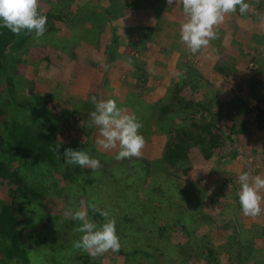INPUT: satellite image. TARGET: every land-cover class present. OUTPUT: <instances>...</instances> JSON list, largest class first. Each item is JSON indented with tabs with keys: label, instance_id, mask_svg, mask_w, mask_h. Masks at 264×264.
Listing matches in <instances>:
<instances>
[{
	"label": "trees",
	"instance_id": "trees-1",
	"mask_svg": "<svg viewBox=\"0 0 264 264\" xmlns=\"http://www.w3.org/2000/svg\"><path fill=\"white\" fill-rule=\"evenodd\" d=\"M91 3L92 7L94 3L106 4L103 10L104 14L102 15H105L107 18L116 16L115 19L124 16L125 13H127L125 8L128 6L132 7L129 11L131 12L134 11L133 9L135 6L143 8L144 5L143 0L130 4L125 0H92ZM157 9L158 8H156V10ZM91 10L93 11V8ZM160 19L161 21H159L158 28L161 27V30L165 28L167 30V35H169L168 33L170 32L168 31L174 30V28L171 29V26L165 23L163 18ZM47 29H51V27L46 26V31ZM135 32L136 30L130 28V33L135 34ZM32 34H34V32L27 33V30H22L19 35H15L11 33L9 29L0 27V62L3 57L6 56V53L10 55V48L14 47V49L19 52ZM145 35L148 36L149 32ZM154 39L157 44L166 50L167 47L161 44L159 38L157 39L155 36ZM114 42L115 44L122 42L117 46L124 45L122 48H124L126 52H130L131 47L125 44L124 39H119L118 41L116 38ZM116 48H107V62L110 63L114 60L113 55ZM206 48L208 51L215 53L218 58L212 66V70L207 71V73H211V76L215 78L212 82H217L218 85L213 86V83L211 85L209 77L206 76L207 73L205 74L201 70L198 71L193 68L192 65L189 64L191 61L189 57L185 64L187 67H190V69L185 68L183 70L186 65L182 66L177 63L180 68L175 67L176 73L174 76H171L166 86H162L159 89L161 92H153L152 95L149 96L151 99H142V101H140L151 114L147 118H140V120H142V128L138 131L151 135L157 133L164 134L165 141L162 145V149L153 154L155 156H152L151 159L148 160L145 159V154L147 152L145 146L142 150L143 157H132L126 160H116L113 158L114 149H104L98 156V160L102 165L99 169L108 168L109 165L114 166L121 164L122 166H126L127 163L139 159L143 162L140 170L146 174H151L153 165L154 171L152 172L159 175L161 180L171 182L173 185L175 184L173 191L169 194L172 199L171 205L175 206L179 213H182L181 211H183V209L185 211L191 209V206H193L194 209L198 207V210L193 213L196 217L195 220L211 226L213 224L215 236L213 234L210 236L202 234L204 238L198 239L196 243L199 244L195 248H192L188 244V241L197 237L198 234L192 230H187L188 228L186 225L177 223L178 219L173 216L172 212L170 214L169 211L164 210L165 207L160 204L159 200L148 207L145 205V200L140 198L138 207L130 208L134 206L132 202L128 203L130 196L129 198L128 196L126 197V200L127 198L128 200L127 204H125L126 200L123 199L125 202L122 200L123 197L125 198V195L119 198L118 194L115 192H119V187L115 186L113 188L114 192H112V195H116L114 198L116 201L115 207L119 209L124 205L123 209L126 210L122 219L126 220L131 228H133L132 221L134 222L143 216L146 220H149V222L155 221L157 223L156 230H159V234L165 236L169 243L175 244L177 252H180L182 257L180 259L175 258L176 260L173 259L174 262L171 261L172 264H186L187 261L191 264H221L219 262V255L223 252L226 254L225 264H249L254 261L256 264H264V220L261 224H256V228L247 227V236H240L237 234L239 231L237 232V229H234L237 225L233 228L234 232H232V234H225V224L220 223L221 221H226L225 223L231 221L229 220L231 214L227 209L233 206V202H235V207H240L238 198V192L240 190V184L238 182L239 175L237 176L236 173L232 172L233 166L242 163L240 173L249 172V170L245 168V170H242V168L247 166L246 161H248L249 158H255L257 156L254 150L256 141L261 140L264 142V82L261 83L264 72L259 73L260 78L248 79L246 83L247 87L243 88L241 85L235 87L236 91L241 92L240 97L231 96L228 99H218L217 95L221 93L222 90L230 88L227 79L233 75L234 70L229 66L230 62L227 61L230 57L223 59L225 54L218 44L212 45L209 43ZM231 48L232 45L230 46V49ZM201 51L202 49L197 52L198 55H200ZM198 55H194L192 59L197 58ZM14 57L16 61L13 65H15L16 62L21 63L17 54L8 56L9 59ZM256 59L257 58L253 56L251 61H255ZM6 70L5 78L2 76L1 72L0 77L5 80L3 86L9 90L17 79L20 80V77L15 71L12 72V67L9 68L8 65H6ZM136 70L137 72L139 71L137 68ZM147 77V73L143 70H140L137 74L136 80L139 83V96L149 92L148 88L145 86ZM105 81L110 86L106 93H108L109 99H112L111 80L106 79ZM203 81L206 84H210V88H206L207 92H201L199 90L202 88ZM28 87L30 88L31 86ZM246 88L249 90L248 93L244 90ZM258 89L259 91L261 90L262 93L258 92ZM147 96L148 95H144L143 97ZM33 101L34 102L22 101L18 104H13L11 102L13 106L8 103L6 107L8 109H5V112L0 108V152L10 157L8 162L0 159V185L7 188V194L11 203L10 206H7L0 202V264H44L42 261L38 260L37 263H31L32 261L30 260L29 253L31 254L34 249L24 244L22 232L20 228H18L21 224L20 219L14 213L21 210L22 205L20 202H17L18 198H23V203L26 205L30 204L33 200L38 201L42 198L38 190L39 188L34 185H28L26 183L27 179L23 178L19 169L24 167L27 168V166L29 168L31 164L35 165L36 162H45V164L55 166L58 162H62V160L65 161L64 150L61 144L64 139L62 130L68 131L70 122L72 121L73 115L71 113L73 110L66 109L68 119L60 123L54 121V119L49 116L40 118V116L44 114L45 108L44 106L40 107L39 100L36 101L34 99ZM44 104H46V102ZM14 106L21 111L22 108L28 109V117H22V112L20 111L14 113L12 111V108H15ZM121 106L122 105L119 103V108H121ZM2 107L4 108V105ZM128 107L129 106H123L121 109L124 110ZM249 116H251V118L246 119V117ZM62 125H64L66 129L63 128ZM143 125H145V127H143ZM252 128L255 133L253 134V140L250 141L249 137L252 134ZM69 147L73 150H77L79 144H70ZM262 154L264 156V150ZM108 155L111 156V160L104 162V156ZM32 160L34 161L32 162ZM125 161L127 163H123ZM198 164L205 168V170H201V167L197 168L196 166ZM262 167L264 169V159L262 161ZM91 171V168L85 169L79 165H73L71 167L65 166L61 178L65 181H74L83 174L85 176L89 175ZM227 173L230 174L229 179L225 177ZM249 173L252 176L261 174L258 170ZM107 175L110 177L109 174ZM220 176L224 177L223 180H220L219 183H215L213 180L214 177ZM154 177L155 176L152 178ZM86 182L92 184L89 189L91 192L87 194L88 196L91 195L89 199L91 200V197L97 198L99 195H97V197L94 195L96 190H98L96 182L90 178H87ZM203 185L210 187L211 191H207L208 188ZM201 187H204L205 190ZM191 194H193L195 199L194 204L186 202V198ZM79 197L83 198L84 196L80 194ZM57 198L61 199L59 200L60 203L58 202L59 204H56L58 207L65 201V198L61 196ZM93 201L94 199H92V202ZM105 202H107L106 206H112L113 202L109 197ZM185 205L187 208L184 207ZM12 206L17 207L14 208ZM68 206L73 212L77 207L76 203L73 201L69 202ZM221 208L227 210V212H225L227 215L225 213V215L221 214ZM262 208L264 210V204ZM15 209L16 211H14ZM83 210L87 211L88 219L91 221L93 219H98V225L100 226V224H103L102 221L104 218L99 215V212L93 211L89 207H84ZM158 210H160V214L164 213L161 217L157 216L156 212ZM113 218H115V220L117 219L115 216ZM167 218L172 223L169 224ZM74 222H76V220H73L70 214L67 226L70 228L73 226ZM117 223L119 225L116 224V229L121 233L120 236H124L126 232L129 233V229L125 230L127 225H122L121 227L120 223ZM69 228L66 229L68 237L72 236V233H69ZM67 239L68 238H66L65 241H67ZM137 239L138 241L135 243H137L138 246H134L126 252H123L121 249L117 252L120 257H122V260H127L128 262L136 258V264H158L147 258L149 255L148 250L142 249L143 244L146 247H152L148 246L147 240L149 237L140 236ZM55 245L56 248H62L64 243L59 242ZM80 257L81 256H78V258ZM100 257L101 261L92 262L90 264H109V262L106 261L109 259V256L102 254ZM167 257L168 260L170 257L168 255ZM84 259L87 260L88 256H85ZM54 264H60V262L57 261Z\"/></svg>",
	"mask_w": 264,
	"mask_h": 264
},
{
	"label": "rangeland",
	"instance_id": "rangeland-1",
	"mask_svg": "<svg viewBox=\"0 0 264 264\" xmlns=\"http://www.w3.org/2000/svg\"><path fill=\"white\" fill-rule=\"evenodd\" d=\"M136 1L138 0H128L130 3ZM245 1L249 5H252L249 3L251 0ZM91 2L92 0H39V11L47 17L46 26L51 27V29H47L44 35L38 40L35 38V33L32 34L19 52L16 51L14 47L9 49L10 55L17 54L21 63L16 62V64L13 65L16 58L9 59L8 56L10 55L7 53L1 60L0 72L2 76L5 78L7 71L6 65H8L9 68L12 67V72H16L20 80L17 79L15 84L8 90V88L3 86L5 80L0 77V108L5 112V109H8L6 108L8 103L13 106L11 102L13 104H18L22 101L34 102L33 100L35 99L36 101H40V107L44 106L45 108V112L40 118L49 116L54 119V121L60 123L68 119V115L66 114L67 110H73L71 113L73 115L72 121L70 122L68 131L62 130V136L64 137L61 143L62 149L65 151V149L70 148V144H79L77 150H82L90 157L98 159L100 152L104 151V149L96 143L98 138H102L99 135V128L97 126L89 127L90 113L95 110L94 105L90 102V98L95 96L97 101L109 99L106 92L110 86L105 81L106 76L108 77L110 75L111 79L114 81L113 84L111 83V96L113 97L112 99L117 102L118 107L119 103L122 105L121 108L123 106H129L124 110H126L128 114L134 113L141 124L142 120H140V118H147L151 113L150 111L146 112L147 109H145L143 105L140 106V99H137L138 96H135L136 94L134 95V93H136L135 89L139 88V83L136 80L132 81L134 79L133 69H130L128 64L121 66V70L123 71H121V73L119 71V74L130 81V84H126L122 87L120 84L122 76L118 80L113 79L114 76L112 74H114L115 71L110 72L109 70L110 68L113 70L115 68L109 66L108 62L105 60V58L107 59V50L114 49L118 47L117 45L122 43L115 44L114 40L116 38L118 41L119 39H124L125 44L131 47V51L137 46L139 47L138 41L135 39L136 35L134 36V34L131 35L130 33V28H133L135 23L132 19H126L125 16H121L117 19H115L116 16L107 18L105 15H102L104 14L103 10L106 4L94 3L92 7ZM92 8L93 11L91 10ZM131 8L132 7L128 6L125 8V11L129 12ZM137 9H139V7L135 6L133 13H136ZM254 9H258L257 12H260L259 15L264 17V3L261 7L255 6L254 4L250 6V10ZM128 16L131 17L130 15ZM124 18L125 20H123ZM246 28L247 30L243 29L241 25L238 26L237 33L231 38L233 48L230 50L231 56L229 59V66L232 67L234 73L229 79L226 78L228 80L227 83L230 85V88L224 91V98L227 99L231 96L240 97L241 92L236 91L235 87L239 85L243 88L247 87L246 83L248 79L260 78L259 73L264 72V47L262 49L260 48V37L264 36V20L258 25H252ZM217 29H219L218 31L220 33L224 30V27L219 26ZM248 31L251 37H249V35L248 38H245L246 32L248 33ZM228 40L227 38L224 44H226ZM215 41H217V39H215ZM216 44L223 49L222 44ZM121 46L123 47L124 45ZM184 47L187 46L184 45ZM124 56L123 53H120L119 57L121 58H118L117 54L116 59L121 62ZM133 56L134 58H140L141 54L134 52ZM253 56L257 58L255 61H251ZM181 57L182 54H179L177 63H182L181 65L184 66L188 59ZM185 67L190 69L187 65ZM148 68L149 65L147 69ZM148 72H150V74L152 73L150 70H148ZM28 81H33L34 83L32 90L27 86ZM263 82L264 76L262 77L261 83ZM161 83V78L153 76L148 86L153 89ZM117 84L119 91L114 87L117 86ZM244 90H246L247 93L249 92L247 88ZM159 92L161 91L159 90ZM258 92L262 93L259 89ZM220 95V93L217 95L218 98ZM45 102L46 104H44ZM143 109H145V111H143ZM12 111L14 113L19 111L22 112L21 116L24 118H27L29 115L28 109L22 108L21 111L15 107L12 108ZM250 118L251 116L246 117V119ZM62 127L65 128L64 125H62ZM143 127H145V125H143ZM251 131L252 134L249 137L250 141L253 140V134L255 133L253 128ZM139 133L145 138V147L147 149L145 159H151L152 156H155L153 154L162 149L165 135L160 133L151 135L143 132L141 133L140 131ZM254 150L257 156L255 158H249V160L246 161L247 166H244L242 170L246 169L249 170V172L258 170L261 173L259 176L264 178V169L262 167V161L264 159L262 154L264 142L261 140L256 141ZM118 151L119 148L114 149L113 158H115ZM110 158L111 156L109 155L104 156V162L111 160ZM0 159L8 162L10 157L0 152ZM126 159L128 158H125V160ZM33 161L34 160H32V162ZM42 163L36 162L35 165L31 164L29 168L27 166L28 169L26 167L19 169L23 178L27 179L26 183L28 185H34L39 188L38 190L42 198L38 201L33 200L28 205L23 203V198H18L17 202H20L22 205L21 210L19 212H14L20 219L21 224L18 228H20L22 232L24 244L34 249L31 254L29 253L30 260L32 261L31 263L42 261L44 264H54L58 261L60 264H90L92 262L101 261L100 255L93 258L87 252L73 247L74 241L78 240L82 233L73 231L75 227L80 225L79 221L74 222L73 226L69 228L67 222L70 215L67 219H64V213L71 209L68 203L72 201L75 202L77 206L75 211L82 210L90 204H96L101 210L107 209L110 212V216H115L118 219V221L117 219L116 221L120 223L121 227L122 225H127L128 228L126 227L125 230L129 229V233L126 232L124 236H120L121 233L116 229L120 239V249L123 252L128 251L134 246H138V244L135 243L138 241V237L146 236L149 237L147 240L148 246H152L149 248L144 244L142 245V249L148 250L149 252L148 259L158 264H172L171 261H173V259H180L182 254L177 252L174 243H169L165 236L159 234V230H156L157 223L155 221L149 222V220H146L142 216L135 220L136 222L132 221L133 228H131L126 220L122 219L126 209H123L124 205L119 209L115 207L116 201L114 198L116 195H112L115 186L119 187V192L115 191L119 198L125 195V198L123 197L122 200H126V197L128 196L129 198L130 196L128 203L132 202L134 205L130 208L138 207L140 198L145 200V205L148 207L159 200L160 204L165 207L164 210L169 211L170 214L172 212L173 216L178 219H176L177 223L186 225L188 228L187 230H192L198 234L197 237L188 241V244L192 248H195L199 244L196 243V241L201 239L203 235H214L213 224L211 226L195 220L196 217L193 213L198 210V207L194 209L193 206L188 205L191 206V209H187V211L183 209V211H181L182 213H179L176 207L171 205L172 199L169 193L173 191L175 184L173 185L171 182L161 180L159 175L152 172L154 171L153 165L151 174H146L141 171L140 167L143 165V162L139 159L131 163H127L126 161L123 162L127 163L126 166H122L121 164L114 166L109 165L108 168L97 169L95 171L92 170L89 175L85 176L83 174L74 181H65L61 178L65 166L71 167L73 165H69L63 160L62 162H58L55 166H50L45 164V162ZM241 166L242 163L234 165L232 172L236 173L238 176L241 171ZM196 167L199 168L201 166L198 164ZM82 168L89 169V167ZM201 170H205V168L201 167ZM106 173L109 174L110 177ZM153 176L155 177L152 178ZM225 177L229 179L230 174L227 173ZM87 178L96 182L98 190H96L94 195H96V197L99 195L97 198L91 197V200L89 199L91 195L88 196L87 194L91 192L89 189L92 184L86 182ZM223 178L222 176L214 177L213 180L215 183H219ZM204 187L208 188L207 191H211L210 187ZM204 187L201 188L205 190ZM80 194L84 196V199L79 197ZM263 194L264 190H261V195L263 196ZM60 196L64 197L65 201L57 207L56 204L61 200L57 197ZM108 197L113 202L112 206H106L107 202H105V200H107ZM92 199H94L93 202ZM127 200L126 202L124 201L125 204H127ZM0 202L7 206L11 204L7 194V188L3 185H0ZM186 202L190 204L195 203L193 194L186 198ZM234 203L235 202L232 203L233 206L227 209L231 214L232 218L229 216V220L231 221L228 223H225L226 221H221L220 223L225 224V234H232V232H234L233 228L237 225V227L234 228L237 229V232L239 231L237 234L240 236H247V227L256 228V224H261L264 220V210L262 208L261 214L256 218H252L245 216L241 206L235 207ZM263 204L264 200L261 202V207ZM12 207L16 208L17 206ZM184 207L187 208L186 205ZM216 209L218 208L216 207ZM227 210L221 208V214H224ZM14 211H16V209ZM156 213L158 217L164 214H160V210ZM225 214L227 215V213ZM92 221L97 225V228L102 226L101 224L100 226L98 225V219H93ZM102 222L104 223L105 220L103 219ZM117 222L116 224H118ZM170 223L172 222L169 220V224ZM67 228H69V233H72L70 237H68ZM66 238H68L67 241H65ZM59 242L64 243L62 248H56L55 244ZM103 255L109 256V259L106 260L109 264H136V258L127 262V260H122V257H120L117 252L108 251ZM167 255L170 257L168 260ZM78 256H81V259L78 258ZM85 256H88L87 260L84 259ZM219 262L225 264L226 254L224 252L219 255ZM186 264L191 263L187 261ZM249 264H256V262L254 261Z\"/></svg>",
	"mask_w": 264,
	"mask_h": 264
},
{
	"label": "clouds",
	"instance_id": "clouds-1",
	"mask_svg": "<svg viewBox=\"0 0 264 264\" xmlns=\"http://www.w3.org/2000/svg\"><path fill=\"white\" fill-rule=\"evenodd\" d=\"M167 3L170 7L173 3L182 5L185 21L180 27V39L193 55L207 47L211 40L218 39V32L214 29L224 22L226 14L235 13L237 7L241 15L250 10V5L245 0H167ZM261 19L264 20V17ZM0 22V27L9 29L15 35H19L22 30H27V33L34 32L38 40L46 32L47 17L39 11V0H0ZM90 102L95 110L90 113L89 127L97 126L102 137L96 140L97 145L105 150L119 147L116 160L141 157L145 138L138 131L142 128L138 117L119 108L114 99L97 101L92 96ZM64 156L69 165L89 167L93 171L102 166L98 159L90 157L82 150L67 148ZM238 182V198L243 214L252 218L258 217L262 212L261 202L264 200L261 195L264 178L241 172ZM88 207L99 212L105 222L97 228L88 219L86 210L66 211L64 219L71 214L73 220L80 222L73 231L82 235L74 241L73 247L87 252L93 258L108 251L119 252L121 244L115 218L110 216L108 210H101L96 204Z\"/></svg>",
	"mask_w": 264,
	"mask_h": 264
},
{
	"label": "crops",
	"instance_id": "crops-1",
	"mask_svg": "<svg viewBox=\"0 0 264 264\" xmlns=\"http://www.w3.org/2000/svg\"><path fill=\"white\" fill-rule=\"evenodd\" d=\"M125 1L128 4H130L128 0ZM138 1H142V0H138ZM143 2H144L143 8L137 9L136 13H133V11H131L125 13L124 15L126 19H132V21L135 23L133 29L136 30V32L135 34L131 33V35L132 34H134V36L136 35L135 39L138 41L139 47L137 46L135 49H133V51L130 50V52H126L124 48H122V46L120 45L115 49L113 55L114 60L110 63L108 62L109 66H113L115 68L114 70L112 68H110L109 70L110 72L115 71L116 73V76L115 73L112 74L114 76L113 79L118 80L122 76V79H120L122 80L120 81L122 87L126 84H130L129 80L123 78V75L119 74V71L120 73L121 71H123L121 70L122 65L128 64L130 69H133L134 79L132 81L136 80L137 74L139 73L140 70H143L147 73L148 77L145 86L148 88L149 92L147 94H143L139 96L140 94L139 88L135 89L136 93H134V95L136 94L135 96H138L137 99L139 98L140 101H142V99H151L149 96L152 95L153 92H159V89L162 86H166L168 84L171 76H174V74L176 73L175 67H178L177 61L179 58V54H182V57H185L187 59L190 57L191 61L189 62V64H191L192 67L195 68L196 70L198 71L201 70L205 74L207 73V71L212 70L211 69L212 66L215 64V62L218 59L217 55L212 51H208L206 47L202 48L200 55H198V53L194 54V55H198V57L192 59L194 55L188 50L187 47H184L185 44L182 43L180 39V27L181 24L185 21V15L183 13L182 5L179 4L176 5L175 3H173V5L170 7L167 3V0H143ZM249 3L261 7V5L264 3V0H251L249 1ZM156 8L158 9L156 10ZM257 10L258 9L249 10L246 14L241 15L239 12V7H237L236 12L226 14L224 22L221 25H219L220 27H224V30L221 31L222 33L221 32L219 33L218 31L219 29H217L219 26L214 29L215 31L218 32V39L217 41L211 40L210 44L220 43L223 45V51L225 54V57L223 59H227L228 57L231 56L230 50H232L233 48L232 45L233 43L231 42V38H233V36H235V34L237 33L238 26L241 25L243 29L247 30L246 27H250L252 25H258L262 21L261 19L262 15H259L260 12H257ZM128 15H130L131 17H129ZM125 18L123 20H125ZM160 18H163L165 20V23L171 26V29L174 28V30L168 31L170 32L168 33L169 35H167L166 32L167 30L165 28L163 30H161V27L158 28L159 21H161ZM147 32H149L148 36L145 35L147 34ZM249 35L250 32L249 31L248 33L246 32L245 38H248ZM155 36L157 37V39L158 38L160 39L162 45H165L167 47L166 48V50L168 49L167 51L164 50L162 46L157 44V42L154 39ZM249 37H251V35ZM227 38L229 40L227 41L226 44H224V41L226 42ZM260 41H261L260 48L262 49L264 47V36L260 37ZM231 45L232 48L230 49ZM119 52L125 55L122 58L121 62L118 59H116L117 54H118V58H121L119 57L120 56ZM134 52L141 54V57L134 58L133 56ZM229 59L227 60L228 62ZM105 60L107 59L105 58ZM148 65L149 68L147 69ZM136 68L139 70L138 72ZM185 68L186 67H184L183 70ZM148 70H150L152 73L150 74ZM153 76L161 78L162 83L158 84L156 88L154 87L153 89H151L148 86V84ZM206 76L209 77L210 79L209 81H211L210 83L212 85L213 83L212 81H214L215 78L211 76V73H207ZM108 78L111 79V76L110 75L108 77L106 76L105 80ZM111 83L112 84L114 83L112 79H111ZM202 83H203L202 88H200L199 90L201 92H207L206 88H210V84L209 83L206 84L204 81ZM27 85L31 86L30 89L32 90L34 83L33 81H28ZM216 85H218L217 82L213 83V86ZM114 87L117 91H119L118 84L117 86ZM224 91L225 90H222L219 98L217 96L218 99L224 98ZM144 95H148V96L143 98ZM139 104L140 106H142L141 103ZM145 109H143V111H145ZM147 111L148 110H146V112Z\"/></svg>",
	"mask_w": 264,
	"mask_h": 264
}]
</instances>
